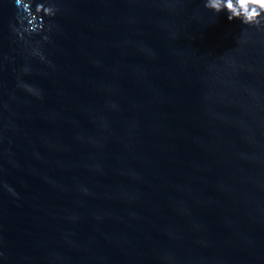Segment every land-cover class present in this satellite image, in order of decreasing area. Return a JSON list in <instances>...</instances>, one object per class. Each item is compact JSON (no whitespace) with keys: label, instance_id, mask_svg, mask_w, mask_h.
<instances>
[{"label":"water","instance_id":"1","mask_svg":"<svg viewBox=\"0 0 264 264\" xmlns=\"http://www.w3.org/2000/svg\"><path fill=\"white\" fill-rule=\"evenodd\" d=\"M54 3L0 0V264H264V24Z\"/></svg>","mask_w":264,"mask_h":264},{"label":"clouds","instance_id":"2","mask_svg":"<svg viewBox=\"0 0 264 264\" xmlns=\"http://www.w3.org/2000/svg\"><path fill=\"white\" fill-rule=\"evenodd\" d=\"M32 0H15L17 7V20L20 27H14V31L23 36L24 33L31 35L40 31H50L53 27L50 23H41L42 17H53L58 9L54 0H37L35 9L31 7ZM204 6L217 13L226 10L227 19H239L242 24L250 26H261L264 24V0H205ZM26 21V23H25ZM42 39L47 40L45 35ZM33 54L43 59L42 53L33 50ZM27 71V69H24ZM29 92L38 94V91L30 85H22Z\"/></svg>","mask_w":264,"mask_h":264}]
</instances>
